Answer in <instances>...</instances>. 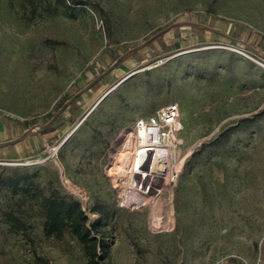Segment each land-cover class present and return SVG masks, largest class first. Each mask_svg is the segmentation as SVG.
Returning <instances> with one entry per match:
<instances>
[{
    "label": "rangeland",
    "instance_id": "1",
    "mask_svg": "<svg viewBox=\"0 0 264 264\" xmlns=\"http://www.w3.org/2000/svg\"><path fill=\"white\" fill-rule=\"evenodd\" d=\"M83 2L0 0V141L45 123L125 49L175 21L239 40L174 27L52 126L1 147L0 264H89L70 231L45 233L50 193L78 198L98 222L105 264H264V59L244 43L264 53V0ZM169 102L182 110L179 177L155 204L130 192L134 207L123 205L134 123Z\"/></svg>",
    "mask_w": 264,
    "mask_h": 264
},
{
    "label": "built area",
    "instance_id": "2",
    "mask_svg": "<svg viewBox=\"0 0 264 264\" xmlns=\"http://www.w3.org/2000/svg\"><path fill=\"white\" fill-rule=\"evenodd\" d=\"M182 129L178 102L166 103L156 113L136 119L130 139L133 155L128 164L129 175L121 187L123 205L134 207L135 201L127 200L130 192L148 205L155 204L175 184L184 163L179 150Z\"/></svg>",
    "mask_w": 264,
    "mask_h": 264
},
{
    "label": "trees",
    "instance_id": "3",
    "mask_svg": "<svg viewBox=\"0 0 264 264\" xmlns=\"http://www.w3.org/2000/svg\"><path fill=\"white\" fill-rule=\"evenodd\" d=\"M57 1L60 3L69 1L73 5L84 3L83 0ZM101 12L107 23V12L103 8H101ZM137 51L130 53L127 57L137 53ZM124 59H122L119 64ZM65 101L66 100H64L62 104ZM42 203L45 213L44 231L47 235L61 238L64 232L68 230L82 244L89 264H105L109 245L107 239L100 234L98 222H94L92 218L89 217V214L84 210L78 198L71 195L50 193L43 196ZM11 221L17 229H22L24 227V222L19 216L12 215Z\"/></svg>",
    "mask_w": 264,
    "mask_h": 264
},
{
    "label": "water",
    "instance_id": "4",
    "mask_svg": "<svg viewBox=\"0 0 264 264\" xmlns=\"http://www.w3.org/2000/svg\"><path fill=\"white\" fill-rule=\"evenodd\" d=\"M182 24H192L195 26H199L205 29H211L214 31H217L219 33H222L226 36L232 37L231 35L227 34L226 32H223L213 26H210L208 24L205 23H201L198 21H194V20H180V21H175L163 28H161L160 30H158L157 32H155L154 34H152L149 38H147L146 40H144L143 42L132 46L130 48H128L127 50H125L123 53H121L115 60L114 62L108 67L106 68L104 71H102L100 74H98L97 76H95L90 82H88L85 86L81 87L76 93H74L70 98H68L59 108L58 110L45 122V123H35L33 125H31L30 127L26 128L19 136L11 138V139H7V140H2L0 141V148L1 147H5L8 145H12L15 144L19 141H22L23 139L27 138L29 135H31L32 133H34L37 130H44L48 127H50L51 125H53L55 123V121L59 118V116L62 115V113L80 96L82 95L85 91L91 89L95 84H97L105 75H107L108 73H110L118 64L119 62L124 59L125 57H127L130 53L137 51L139 49H141L142 47L146 46L147 44L151 43L154 39H156L157 37L163 35L165 32H167L168 30L180 26ZM234 38V37H232ZM237 39V38H234ZM239 40V39H237ZM245 44H247L250 48H252V50H254L258 55H260L263 59H264V53L261 52L258 48L254 47L253 45H251L248 42H244Z\"/></svg>",
    "mask_w": 264,
    "mask_h": 264
},
{
    "label": "bare ground",
    "instance_id": "5",
    "mask_svg": "<svg viewBox=\"0 0 264 264\" xmlns=\"http://www.w3.org/2000/svg\"><path fill=\"white\" fill-rule=\"evenodd\" d=\"M81 122L82 121H80L78 124H77V126L76 127H74L68 134H67V136H66V138L65 139H67V138H69L72 134H73V132L75 131V129L81 124ZM122 162H120V163H118L117 164V168H118V170H120L121 168H122V170H124L123 169V165L121 164ZM122 165V166H121ZM128 167L129 166H124V168H126V170L128 169ZM153 217V216H152Z\"/></svg>",
    "mask_w": 264,
    "mask_h": 264
}]
</instances>
